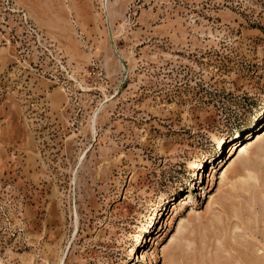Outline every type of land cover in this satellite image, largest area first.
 Masks as SVG:
<instances>
[{"label": "rangeland", "instance_id": "rangeland-1", "mask_svg": "<svg viewBox=\"0 0 264 264\" xmlns=\"http://www.w3.org/2000/svg\"><path fill=\"white\" fill-rule=\"evenodd\" d=\"M246 257L264 0H0V264Z\"/></svg>", "mask_w": 264, "mask_h": 264}, {"label": "bare ground", "instance_id": "bare-ground-1", "mask_svg": "<svg viewBox=\"0 0 264 264\" xmlns=\"http://www.w3.org/2000/svg\"><path fill=\"white\" fill-rule=\"evenodd\" d=\"M226 171H227V170H225L224 173H223V178H224V179H225V177H226ZM142 258H143V256H142ZM244 261H245L247 264H256L255 260L252 259L251 257H246V259H244Z\"/></svg>", "mask_w": 264, "mask_h": 264}]
</instances>
